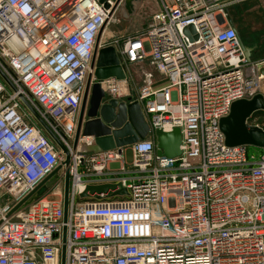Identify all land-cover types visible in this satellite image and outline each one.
Masks as SVG:
<instances>
[{
  "label": "built area",
  "instance_id": "built-area-1",
  "mask_svg": "<svg viewBox=\"0 0 264 264\" xmlns=\"http://www.w3.org/2000/svg\"><path fill=\"white\" fill-rule=\"evenodd\" d=\"M156 2L142 32L104 42L122 1L0 0V264H60L62 247L64 264H264V148L255 158L226 146L219 129L233 102L264 98V57L246 59L229 24L240 0ZM105 47L125 82L134 67L143 80L126 94L121 80L98 81L103 102L130 98L148 125L127 165L125 148L83 155L93 138L81 135L74 145ZM257 112L246 123L264 129ZM174 128L180 154L157 155L155 130ZM104 184L115 188L86 190Z\"/></svg>",
  "mask_w": 264,
  "mask_h": 264
},
{
  "label": "water",
  "instance_id": "water-1",
  "mask_svg": "<svg viewBox=\"0 0 264 264\" xmlns=\"http://www.w3.org/2000/svg\"><path fill=\"white\" fill-rule=\"evenodd\" d=\"M108 7L106 0H100ZM122 1L119 14L123 20H130L135 14L142 0H116V3ZM229 24L232 25L229 20ZM191 31V27L184 30L185 34ZM100 35L97 38L99 40ZM237 39L244 52L245 58L250 59L251 48L247 47L237 33ZM94 78L95 82L91 86V76L88 77L86 87L82 99V105L79 111L74 145L78 137L93 138L90 145L80 148L83 155H91L102 151L113 149L121 150L135 142L142 140L148 134L149 128L144 121L139 105L136 102L129 103L130 98L126 102L110 99L102 101L104 92L98 81L108 78L124 80L125 75L119 64L118 58L113 47H105L95 51ZM2 79L8 84V80L0 72ZM26 104V103H25ZM264 110V98L261 95H255L249 100H237L231 104L229 114L219 120V129L224 137L226 146H247L263 149L264 148V129L251 126L246 123V119L256 111ZM35 119L42 128L51 136L57 145L66 153L65 149L49 131L46 125L32 111ZM155 142L157 155L167 158H173L180 154L179 146L181 142L180 133L177 128L170 132H163L160 129L155 130ZM67 155V154H66ZM68 157L64 164L68 165ZM59 168L54 172L56 173ZM50 183L49 185H52ZM115 188V184H104L97 186H88L89 193H106L109 189ZM68 190L69 177L65 172V181L63 186V211L64 221L66 219L68 207ZM124 189L116 192L115 195H125ZM86 193H82L80 197H84ZM60 264H64V247L61 250Z\"/></svg>",
  "mask_w": 264,
  "mask_h": 264
},
{
  "label": "rangeland",
  "instance_id": "rangeland-1",
  "mask_svg": "<svg viewBox=\"0 0 264 264\" xmlns=\"http://www.w3.org/2000/svg\"><path fill=\"white\" fill-rule=\"evenodd\" d=\"M156 9V0H142L133 17L126 21L121 18L119 8L112 21L105 28L103 35H101L102 41L110 42L142 32L144 26L148 23L150 15ZM228 16L232 23L231 26L236 29L243 43L249 48H255L256 56L264 57V0H240V2L229 8ZM129 70L133 73L136 83L140 87L143 84V80L139 74L141 70H138L136 67ZM142 70L151 72L155 76L149 62L143 64ZM129 84H131V81L127 77L126 85ZM121 85L122 93L126 94V85L123 82H121ZM126 100L127 98L124 97L120 101L126 102ZM248 149L249 153L254 155L255 158H258L261 154V149L259 148L248 147ZM125 150L124 159L127 165L131 162V153L128 147H125ZM47 198L58 200L56 195H49Z\"/></svg>",
  "mask_w": 264,
  "mask_h": 264
},
{
  "label": "crops",
  "instance_id": "crops-1",
  "mask_svg": "<svg viewBox=\"0 0 264 264\" xmlns=\"http://www.w3.org/2000/svg\"><path fill=\"white\" fill-rule=\"evenodd\" d=\"M239 35V34H238ZM263 56H261V57H258V56H256V53H255V48L253 49V48H251V53H250V59L249 60H251V61H256V60H258V59H260V58H262ZM143 66V65H142ZM159 78V76H158V74H156L155 73V76H154V79H158ZM132 84V86H133V89L134 90H137V88L139 87V85H137V83H136V80H135V78H134V81H133V83H131ZM158 86H160V82H156L155 83V87H158ZM125 150V149H124ZM126 152V150L124 151V153Z\"/></svg>",
  "mask_w": 264,
  "mask_h": 264
},
{
  "label": "trees",
  "instance_id": "trees-1",
  "mask_svg": "<svg viewBox=\"0 0 264 264\" xmlns=\"http://www.w3.org/2000/svg\"><path fill=\"white\" fill-rule=\"evenodd\" d=\"M257 114H258V115H262V114H263V112H262V111H260V112H257Z\"/></svg>",
  "mask_w": 264,
  "mask_h": 264
},
{
  "label": "bare ground",
  "instance_id": "bare-ground-1",
  "mask_svg": "<svg viewBox=\"0 0 264 264\" xmlns=\"http://www.w3.org/2000/svg\"><path fill=\"white\" fill-rule=\"evenodd\" d=\"M125 75V74H124ZM121 82H123L124 84H126L125 80H121Z\"/></svg>",
  "mask_w": 264,
  "mask_h": 264
},
{
  "label": "flooded vegetation",
  "instance_id": "flooded-vegetation-1",
  "mask_svg": "<svg viewBox=\"0 0 264 264\" xmlns=\"http://www.w3.org/2000/svg\"><path fill=\"white\" fill-rule=\"evenodd\" d=\"M81 105H82V102H81ZM80 108H81V106H80Z\"/></svg>",
  "mask_w": 264,
  "mask_h": 264
}]
</instances>
